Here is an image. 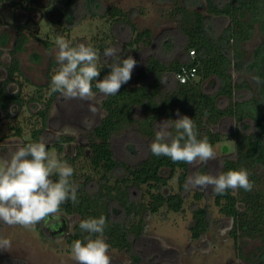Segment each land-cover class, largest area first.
<instances>
[{
    "label": "trees",
    "instance_id": "16d2710c",
    "mask_svg": "<svg viewBox=\"0 0 264 264\" xmlns=\"http://www.w3.org/2000/svg\"><path fill=\"white\" fill-rule=\"evenodd\" d=\"M4 1L0 0V5ZM28 1L34 0L11 2L18 7L19 4ZM197 1L202 9L190 7V2L196 4ZM71 2L72 0H66V5L70 6ZM171 3L173 6L170 14L177 19L178 29L185 36L183 47L187 58H173L166 62L151 50L152 53L146 58L143 68L134 72L133 77L122 85L118 94L103 96L100 108L104 115L90 130L88 136L91 154H86L80 149L77 156L60 157L73 167L71 181L77 186L78 203L73 204L68 200L61 205V211L80 217L74 232L68 238L70 245L77 239L84 241L90 235L79 228L82 220L104 216L106 218L104 239H108L107 242L111 246L130 249L132 239L143 235L145 215L148 212L165 215L167 212L184 210L185 201L189 197L188 193L185 194V183L191 175L193 164L173 162L166 156H155L151 153L150 147L147 155L135 165L118 160L113 150V137L130 127H135L142 136L149 138L151 143L157 131V124L161 120L166 119L172 123V120L186 115L194 120L198 139L206 137L212 147L219 143H232L234 150L229 145L231 150L223 158L221 173L247 169L249 179L255 185L259 180L258 172L264 170V84L256 83L257 90L254 96L236 98V90L248 84L246 82L235 84L233 80V71L242 72L244 66L252 70L254 77L258 76L264 81V0H226L224 3L217 0H171ZM28 8L31 9L30 6ZM66 13L63 12V16ZM92 15L99 14L92 11ZM213 15L226 17L230 21L217 35H214L206 25L208 16ZM100 17L111 23L128 24L134 33L128 42L129 45L142 44L148 48L154 46L156 38L153 30L151 28L140 30L133 22L130 12L122 7L112 4L100 14ZM257 27L262 34L261 42L250 60L246 61V52L242 47L253 37ZM33 35L38 37L37 34ZM29 37L19 27L12 61L8 66L9 78L0 81V106L3 108L13 101H18L22 105L25 102L21 97L22 92L11 95L6 87L10 81L22 74L17 54L24 48ZM106 37L110 39L108 42L105 40ZM106 37H100L97 43L91 44L100 56L106 48L115 43L114 32L107 34ZM50 44L45 40L47 47ZM71 44L78 45L74 41H71ZM191 50H195L194 56H191ZM2 54L3 49L0 46V66L3 64ZM51 64V70L56 68L57 72L59 64L55 60H52ZM182 65L196 66V77L187 82H180L176 72ZM97 66L101 70L97 79L111 71L108 64L103 65L97 61ZM49 76L52 77V74L49 73ZM210 78L215 80L214 92H209L204 86L205 81ZM171 79L174 80L173 84L168 83ZM95 83L96 81H93V90L99 93ZM19 85L22 87L23 83L19 82ZM36 91L39 97L32 96L29 100L42 98L47 94L49 98L45 107L37 112V117L34 116L35 119L28 118L27 124L32 127L34 137L32 140L25 139L26 144L40 141L39 136L48 124L50 104L60 94H50L48 87L38 88ZM221 100H226L227 104L222 106ZM177 110L180 116H177ZM137 113H140L139 117ZM227 118L234 119L238 124L245 122L244 127L228 131L220 129ZM170 131L175 135L174 128H170ZM16 133L24 136L23 128L20 127ZM71 139L70 136H63L60 141ZM58 150L61 152L62 146H59ZM82 156L87 160L85 163L80 162L79 158ZM167 170L169 175L165 176ZM175 176L178 179L177 191L167 188ZM51 178L55 181L58 176L54 174ZM134 194L138 197L136 200ZM211 196L212 204L219 208V212L232 219L234 223L232 234L236 239L238 230L242 229L254 235L258 230H262L258 228V223L261 216H264V211L255 206L253 193L240 188L239 192L229 189L223 195L213 192ZM194 198L195 201L190 204L194 219L190 231L193 238H199L208 230L213 212L210 202L199 203L207 198L205 193L195 191ZM241 201L247 203L244 210L239 208ZM121 209L125 213L124 219H115L114 212ZM251 213L253 220L248 218ZM96 235L91 234V238L95 239ZM259 236L262 244L253 258L248 255L250 259L248 264H264V234Z\"/></svg>",
    "mask_w": 264,
    "mask_h": 264
},
{
    "label": "rangeland",
    "instance_id": "374dc122",
    "mask_svg": "<svg viewBox=\"0 0 264 264\" xmlns=\"http://www.w3.org/2000/svg\"><path fill=\"white\" fill-rule=\"evenodd\" d=\"M217 1L224 3L226 0ZM112 4H116L129 11L133 22L140 30L145 27L153 30L156 39L152 48L141 44L129 45L128 42L133 38L134 33L128 24L121 22L111 23V21L100 17V14ZM31 5L35 6L34 9L41 12L42 18L40 20L38 12L34 13L36 15L35 21L37 22H30L28 30L38 34L42 40L48 39L55 42L56 38L60 36L70 42L74 41L78 44L91 45L97 43L100 37L105 38L107 34L114 32L116 36L115 43L110 47L119 49L118 56L121 60L124 57L127 58L128 55L137 61L131 78L134 72L143 68L151 50L166 62L173 58H187V53L183 47L185 36L178 29L177 19L170 15V9L173 6L171 0H94L92 2L89 0H72L70 6L66 5V0H38L36 4L34 2ZM189 5L192 8L202 9L198 1L196 4L190 2ZM43 7L47 8L44 9ZM65 11L67 13L63 16L62 13ZM92 11L99 15L93 16ZM19 17L21 18L22 16L20 15ZM3 18L13 20L12 11L4 8ZM39 20L40 22H38ZM54 21H57V23ZM229 22V19L226 17L214 15L208 16L206 19V25L214 35H217ZM261 35L257 27L253 37L244 43L242 49L246 52V61L250 60L249 58L252 57L254 50L260 44ZM105 40L108 42L110 39L106 37ZM11 44L10 39L6 48L10 47ZM55 49L56 44L52 45V51L48 52L41 41L32 38L29 45L21 53L20 56L24 63L25 72L36 84H44L49 81V77L47 76L48 61L49 56L55 58ZM98 55V62L100 64L109 65L112 63L111 58ZM37 56L39 57V61L35 60ZM4 77V72L0 71V78ZM253 77L252 70L244 66L242 72L233 71L235 84L244 82L248 84L236 90V98H249L256 94L257 86ZM103 78L104 76L101 79ZM173 79L168 83L173 84ZM24 83L23 94L25 97H29L34 93L36 88L25 80ZM214 83V78H210L205 81L204 86L209 92H214L216 90ZM16 87L17 85L13 83L10 85V90L14 91ZM103 96V94L97 93L95 99L87 101L78 98L69 99L63 95H59L52 103L54 105L53 109H51L53 120L48 126L47 134L45 133L46 138L44 143H50L53 132L57 133L61 131L64 135H71L75 138L65 151L66 154H72L76 140L80 138L81 140H85L86 135L90 133V130L104 115L103 110L100 108ZM47 97H49V94L45 95L44 98L46 99ZM220 104L224 106L227 104V101L221 100ZM41 107L40 103H29L25 108L21 109L19 117L14 118L17 120L23 118L22 123L26 132L25 138L33 139L32 127H29L27 124L28 118L34 119V116L37 117V110ZM13 112L15 113L16 111ZM139 116L140 113H137V117ZM17 120H12V122ZM164 121L167 120L163 119L157 124V130L159 129V124ZM244 124L245 122L238 124L234 119L227 118L222 123V128L218 127L224 131H228L236 127L243 128ZM6 131H8V126H5L1 132L4 133ZM41 134H44V129ZM14 142L12 141V143ZM112 142L116 158L130 165L139 163L147 155L150 146L149 138L142 136L135 127H130L127 130L119 132L113 137ZM225 144L230 145L231 149L234 150L232 143L226 142ZM230 146L228 152H223V144L219 143L213 146L216 158L209 161L206 165L199 162L194 163L190 176L197 173L220 174L223 158L230 152ZM46 147L50 154H55L60 159V154L55 146L49 145ZM12 152L14 150L8 154L2 153L4 159L10 158ZM4 159L0 155V162L4 161ZM79 159L81 163L87 161L84 156ZM164 174L168 176L169 170ZM258 175L259 180L255 183L250 193L255 195L254 200L257 209L262 208L264 211V170L259 171ZM167 188H172L175 191L178 190L177 176L170 180ZM195 191L205 193L206 199L208 200L209 198V200L203 199L198 202L200 204L210 202L213 212L207 232L199 239H192L189 230L194 222L190 204L195 201ZM213 192L211 186L207 189L189 187L185 190V194L188 193L189 197L185 201L182 212L171 211L166 213V215L147 214L145 216V235L147 238H150V241L145 239L136 241L130 253L109 247L108 255L111 257V260L115 258L119 264H130L132 256L142 254L141 252H143L144 256L141 260L137 259V264H248L250 261L248 255L250 254L251 258H253L258 253V247L262 244L259 235L264 234V216H261V220L258 223V228L262 230H258L255 235L254 233L249 234L242 229L238 230L236 239L232 234L234 227L232 219L222 215L219 212V208L215 204H212L213 199L211 198V200L210 196ZM236 192H239V189H236ZM137 198V195L134 194V199L136 200ZM246 205L247 203L241 201L239 203L240 210H244ZM252 213L248 215L249 220L254 219ZM114 218L119 220L124 219V212L120 210L114 214ZM75 220L70 221L71 226ZM38 225L37 223L31 228H24L20 225L4 226V223L0 224V228H3L1 236L11 241V247L7 251H1L7 254L24 255L31 264H77L73 260L71 252L67 251L68 245L63 238H52L46 230L45 233H42Z\"/></svg>",
    "mask_w": 264,
    "mask_h": 264
},
{
    "label": "clouds",
    "instance_id": "9594fccd",
    "mask_svg": "<svg viewBox=\"0 0 264 264\" xmlns=\"http://www.w3.org/2000/svg\"><path fill=\"white\" fill-rule=\"evenodd\" d=\"M55 44V58L60 67L51 77L50 94L60 93L69 99H95L97 93L93 91V81H96L95 88L100 94H118L122 85L131 79L137 64L132 56L121 60L119 49L108 47L103 55L112 59L108 65L111 71L103 79H97L101 70L97 66L99 55L94 47L84 43L72 46L60 36ZM253 79L258 85L264 84L258 76ZM176 114L180 116L178 110ZM170 128L175 129V135ZM149 147L153 155L166 156L173 162L206 165L216 158L208 139L197 138L195 122L186 115L172 120V123L169 120L160 123ZM73 173V167L50 154L44 142L18 147L9 159L0 162V222L31 228L49 217L58 219L63 203L68 200L78 203L77 186L71 181ZM54 174L58 176L55 181L51 178ZM209 186L216 194L223 195L229 189L251 191L254 185L244 168L218 175L197 173L189 176L185 183L186 189H207ZM105 224L104 216L79 223V228L90 235L84 241H73L71 245L72 258L77 264H111L110 246L103 236ZM91 234H97L96 238H91ZM10 247L9 239L0 238V250L7 251Z\"/></svg>",
    "mask_w": 264,
    "mask_h": 264
},
{
    "label": "flooded vegetation",
    "instance_id": "af4514ba",
    "mask_svg": "<svg viewBox=\"0 0 264 264\" xmlns=\"http://www.w3.org/2000/svg\"><path fill=\"white\" fill-rule=\"evenodd\" d=\"M34 2L36 4V2H38V0H34L32 2H30V1L23 2L22 4L18 5V7H12L13 9H11V11H12V14H13V17H14L13 20H12V22L14 24H16L15 25V30L12 31L11 34H8L6 36H4V35H1L0 36V46L3 49V54L1 56V60H2L3 64L0 66V71H3L4 72V75H5L4 78H0V81L1 82L5 81V80H7L9 78V69H8V66L10 65V63L12 61V57H13L12 56V52L15 49V46H16V43H17V38H18V33H19V27L22 28L24 30V32H26V34H28L30 36L29 39H28V41L26 42L24 48L17 54V56H18V58L20 60V64H21L22 74L18 75L15 80L10 81L7 84V87H6L8 93L11 94V95L12 94H16L18 92H22L21 97L25 99V102L22 105L18 101H13V102L9 103L6 106V108L5 107L3 108L2 106H0V155L2 156L3 159H4V157H3V154L2 153L8 154L10 151H13V150L15 151L18 147L25 146V144H26V141H24L25 139L26 140H29L28 138H25L26 137V135H25L26 132L24 131V125L22 123V121H23L22 119L23 118L18 119V120L17 119H14V118H18L19 117V114L21 112V109L25 108V106L27 104H29V103H33V102L34 103L35 102L36 103H40L42 105V107L40 109H42V108L45 107L46 101L48 100L49 97H47L46 99L44 97L37 98V99H34V100H29V99L32 96L39 97V93H36L37 92L36 90H38V88H43L44 89V88L48 87L50 89V87H51V77L49 76V73H51L53 75L56 72V68H54V69L51 70V66H52L51 61L52 60H55L56 61V59L54 57H52V56H49L50 57L49 58V61H48L49 67H48V71H47V76L49 77V81L47 83H44V84H36L35 82H33L28 77L27 73L25 72V68H24V63H23L22 57L20 58L21 53L29 45L30 40L32 38H35V39H38L39 41H41L42 44L44 45L45 49L48 52L52 51L51 50L52 45L55 44V42H52L51 40L46 39V40H48L51 43L50 46L47 47L45 45V40L40 39L38 34H37L38 37H35L34 35L32 36V34H35V33H32V31H29L28 30L29 29V23L30 22H32V21L37 22V21H35L36 20V15L34 13L38 12L40 14V16H39L40 17V20L42 18L41 12H39L36 9H34L35 6H32L31 5ZM28 6H30L31 9H29ZM43 8L45 9L47 7H43ZM20 15L22 16L21 18L19 17ZM40 20L38 22H40ZM54 22L57 23V21H54ZM34 25H36V24H34ZM10 36L12 37V41H11L12 44H11L10 47L6 48V45L8 44V41H9ZM35 60L36 61H39V57L37 56L35 58ZM24 80L27 81L28 83H30L31 85L35 86V88H36V90L34 91V93L31 96H29V97L28 96L25 97L24 94H23L24 84H25L24 83ZM19 82H22L23 83V86L22 87H20ZM13 83H15L17 85V87H16V89L14 91H11L10 90V85L13 84ZM59 95H61V94H59ZM59 95H57V98L59 97ZM57 98L55 97V99L53 100V102ZM52 103L50 104V108H49L48 124H47V127L44 129V134L43 135L40 134V138L41 139H40L39 142H44V140L46 138V134L48 132V126L50 125V123L53 120L52 110L51 109H53L54 105H52ZM10 108H12L13 111H16V112L14 113L13 111H10ZM39 110H37V112ZM12 120H17V121L12 122ZM5 126H8V131H6V132L3 133L1 131L3 130V128ZM20 127L23 128L24 136H22V137L16 133V131ZM63 136H70V137H72V139L70 141L62 142L60 140H61V138ZM88 136H89V134L86 135L85 140H81V138L76 140V144L74 145V151H73L72 154H66L65 151H66L67 146L70 143H73V140L75 138L73 136H71V135H64V133L61 132V131H59L57 133L56 132H53V136L50 138V143H45V144H46V146L53 145L57 149H58L59 146H62V151L59 152V150H58V152L60 154V157L61 156H71V157L77 156L79 154L80 149H83L86 154H91V147H90V141H89ZM12 141H15V142L12 143ZM63 153H65V154H63ZM4 160H6V159H4ZM119 211H117V212H119ZM117 212H114V214L117 213ZM147 214L153 215L151 212H148ZM124 215H125V213H124ZM76 217H77V219H76ZM192 217H193V214H192ZM79 219H80V217L77 214H68V213H66L64 211H60V214H59V218L58 219L57 218H53V217H49L46 221H41L40 223H38L39 224L38 226H40L39 229H40V231L42 233H45V230H46V231H48V234H50V236L52 238H55L56 239V238H61L62 237L63 240L68 245L67 251L71 252V245L68 243V238L74 232L76 223L78 222ZM71 220H75V222H74V224L72 226L70 225V221ZM0 224H2V223L0 222ZM144 224H145V228H144L143 235L140 236V237H134L132 239V246H131L130 249H127V248L120 249L118 247L111 246L107 242L108 239L105 240V241L109 244V246L111 248H116L117 250L125 251L126 253H130L131 250H132V248L134 247L136 241H138L140 239L141 240L145 239L147 241L148 240L150 241V238H147V236L145 235V233H146V222L145 221H144ZM5 225L6 224H4V226ZM2 229L3 228H0V238H3V236H1ZM189 230H190V228H189ZM202 236H203V234L199 238H201ZM191 238L192 239H199V238H193L192 236H191ZM151 240H153V239H151ZM12 251H14V250H12ZM141 253L142 254H139V255L137 254V255L132 256L131 257V260L132 261H131L130 264H137V261L138 260H141V258L144 256V253L143 252H141ZM111 262H113V264L118 263L115 258L114 259L112 258ZM0 264H31V263L27 260L26 257H24V255H21V254H18V255L7 254V253H3L0 250Z\"/></svg>",
    "mask_w": 264,
    "mask_h": 264
},
{
    "label": "crops",
    "instance_id": "0c3cea01",
    "mask_svg": "<svg viewBox=\"0 0 264 264\" xmlns=\"http://www.w3.org/2000/svg\"><path fill=\"white\" fill-rule=\"evenodd\" d=\"M12 0H6L4 2H2V4L0 5V36L1 35H8L11 34V32L13 30H15V25L12 20L10 19H4L3 18V12H4V8H8V10L10 11L11 9H13L12 7H16L15 4H12L11 2ZM20 5V4H19ZM171 15V14H170ZM172 17V16H171ZM145 28H149V27H145ZM144 29V28H143ZM142 30V29H141ZM155 36V35H154ZM12 41V37L10 36L9 41ZM155 42V40H154ZM142 45V44H141ZM154 45V44H153ZM150 53H152L150 51ZM21 58V56H20Z\"/></svg>",
    "mask_w": 264,
    "mask_h": 264
},
{
    "label": "built area",
    "instance_id": "2783aa9c",
    "mask_svg": "<svg viewBox=\"0 0 264 264\" xmlns=\"http://www.w3.org/2000/svg\"><path fill=\"white\" fill-rule=\"evenodd\" d=\"M190 54L191 56H194L195 50H191ZM196 75V66L182 65L181 68L176 72V77L180 82H187L188 80L196 77Z\"/></svg>",
    "mask_w": 264,
    "mask_h": 264
},
{
    "label": "water",
    "instance_id": "95a60500",
    "mask_svg": "<svg viewBox=\"0 0 264 264\" xmlns=\"http://www.w3.org/2000/svg\"><path fill=\"white\" fill-rule=\"evenodd\" d=\"M222 150H223V152H228L229 151V145L228 144H223Z\"/></svg>",
    "mask_w": 264,
    "mask_h": 264
}]
</instances>
